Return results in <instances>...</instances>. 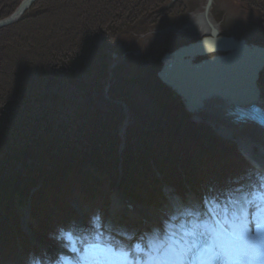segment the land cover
<instances>
[{"label": "trees", "instance_id": "trees-1", "mask_svg": "<svg viewBox=\"0 0 264 264\" xmlns=\"http://www.w3.org/2000/svg\"><path fill=\"white\" fill-rule=\"evenodd\" d=\"M171 1L37 0L0 29V264H13L24 242L28 198L39 234L70 252L72 200L103 202L105 213L106 187L155 208L194 194L220 214L235 193L264 184L237 144L193 120L158 77L165 52L189 43L184 36L150 48L149 65L123 60L122 34L187 11ZM245 1L259 16L237 34L264 47V0ZM20 2L0 0V19ZM259 82L264 98V70Z\"/></svg>", "mask_w": 264, "mask_h": 264}, {"label": "water", "instance_id": "water-1", "mask_svg": "<svg viewBox=\"0 0 264 264\" xmlns=\"http://www.w3.org/2000/svg\"><path fill=\"white\" fill-rule=\"evenodd\" d=\"M36 1L21 0L8 18L0 19V29L18 22ZM175 1L172 0L167 7ZM213 4L214 0H206L202 13L208 33L173 52H166L157 75L181 97L186 111L193 115L195 121H211L203 114L205 102L220 97L229 105L225 114L233 123L249 121L253 125L258 124L264 131V109L259 104L263 96L259 79L264 69V47L249 43L244 36L223 34L218 24L210 20ZM198 57L202 59L197 61ZM145 64L149 65V61ZM205 117L208 119L205 120ZM220 128L218 132L222 136L237 135L242 139L256 140L251 134L244 135L236 129L229 131L222 125ZM243 146L240 147L246 155L252 156L253 153L252 158L259 159L258 153L255 154L249 146L251 150ZM259 160L264 164V158Z\"/></svg>", "mask_w": 264, "mask_h": 264}, {"label": "rangeland", "instance_id": "rangeland-1", "mask_svg": "<svg viewBox=\"0 0 264 264\" xmlns=\"http://www.w3.org/2000/svg\"><path fill=\"white\" fill-rule=\"evenodd\" d=\"M181 1H183L184 4H186V6L188 7L187 11H185L183 15L179 14L178 16L166 18L162 26L154 25L156 27L151 29L149 33L142 35V37H138V38H128L127 36L120 37V40L118 42V47L122 49L121 55L124 58L122 59L130 60L131 61L130 64L135 67H137L138 63L145 64L147 60H144L143 58L144 53L147 52L152 47H159V45H161L164 39L166 38V33H168L169 30H171L172 32L171 34H175L176 31L174 29H178V30L183 29L184 31L188 32L189 36L196 37L195 39H197L198 36H203L204 34L208 33V32L206 33L202 32V30L198 28V26H195V23L198 21L199 16L202 15L204 11V7H205L204 5L206 3V0H181ZM213 6L214 7L212 10V17H214L215 22L216 24H218L221 32L227 35H231V34L238 35L237 33L241 32L245 28L247 29V26H249L250 23L259 16L257 10L254 7L251 8L246 3L245 0H214ZM114 58L120 59L118 55L116 54H114ZM105 189H106V192L102 196L103 199L104 200L106 199L112 202L114 199V196L116 195V191L115 192H113V190L109 191V188L107 187ZM243 197H244V194L239 193L237 196V200H239L240 202L237 203L235 201V202H231L230 204H228L229 209L227 210V213L225 212L223 214V217H224V221H225V218H227V220L229 221V223L226 224L225 226L227 227V229H229L228 232L230 236L242 237L244 233L246 234L248 233L247 237L251 240V238L255 239V237L257 236L260 218H259V213L256 214V216L254 217L249 216V208L251 204L244 206L246 208V211L242 209ZM170 199L169 201L164 203V207H163L164 211L159 212L157 209L151 207L155 209V212L158 214L161 220L170 216L173 210L172 208L173 203L175 204V207L176 205L181 206L179 203L180 202L179 198L173 196ZM249 199H252V198L249 197ZM187 201H188V204L192 206L197 205L199 207L200 202L196 199L195 196H189V199ZM72 202H74L73 205L77 207V203H75L77 201L72 200ZM103 205H104L103 202H100L98 204V206H103ZM141 205H144V204H141ZM107 207L110 208V205H108ZM77 208L79 210L82 209L79 206ZM109 208H107L109 212H107L104 218L105 220L107 219L111 220L113 217V214L111 215ZM29 210L32 211V209L30 208ZM206 211L210 214L211 217H213L216 225H218V223L223 224L221 220L218 217H216V215L212 211H210L207 208H206ZM117 215L118 216L120 215L121 217L120 212H118ZM27 220H28L27 218H23V219L21 218L20 226H21V231L23 232V234L29 237L27 230L28 229L33 230L34 227L33 225H30ZM122 222L125 223L126 226L129 225L124 221ZM135 230L137 232L142 231L141 228L137 229V227ZM69 239H71L72 241L76 240L74 236L69 237ZM141 244L147 251L140 252V253L136 252V253L142 254L143 257L150 256L153 259L154 253L150 252V246L152 242L149 241L148 238H145L141 240ZM30 245H27L28 249L30 248ZM32 245L40 246L36 241H34ZM73 246H74V249H76L77 251L78 246L76 245V243L73 244ZM18 249L21 250L19 247ZM38 249H42V248H38ZM21 251L22 252L19 253L18 255L20 257L22 256L27 257L28 252H23L24 250H21ZM54 254L56 256V259L54 260L55 264H57L56 262L57 259L60 260L61 263L63 262V264H66L65 262H69V260L71 259L70 255L60 253L57 248L54 250ZM99 255H107L109 257L116 258V254L114 252H107V251L104 253L99 252V254L96 256H99ZM80 256L87 258V259H91L94 256V254L90 250H88L85 254H81ZM158 263H161V262H158Z\"/></svg>", "mask_w": 264, "mask_h": 264}, {"label": "bare ground", "instance_id": "bare-ground-1", "mask_svg": "<svg viewBox=\"0 0 264 264\" xmlns=\"http://www.w3.org/2000/svg\"><path fill=\"white\" fill-rule=\"evenodd\" d=\"M209 17H211L210 20L212 21V23L216 24L214 17H212V12H211ZM164 20L162 22H160L159 24H157V26H162L164 24ZM195 26H198V28H200L202 30V32H205V33L208 32V26L205 25V19L203 18L202 15L199 16V19L195 23ZM154 27H156V26L147 27L145 32H142V33L138 32L136 30H132L131 32H126V33L122 34L120 37H122V36H127L128 38L142 37V35L149 33V31L151 29H153ZM174 30L176 31L175 34H171L172 33L171 30H169V32L166 33V38L164 39V41L161 45H163L164 43H166L168 40H170L172 38L182 37V36H184L185 39L187 41H189V43H187V44H190L191 42L196 41V39H195L196 37L189 36L187 31H184L183 29L182 30L174 29ZM161 45H159V46H161ZM183 46H185V45H183ZM180 47H182V46H180ZM145 53H144V55H145ZM201 58L202 57H198L197 61L200 60ZM261 92H262V90H261ZM259 104L264 109V98L263 97L260 98ZM228 109H229V105L226 104V101L223 98L215 97L209 101H206L203 114L206 115L207 117H209L211 119V121L201 120V122L210 125L212 128H215L216 130L221 129L220 125H222L223 127L228 128L229 131H234L236 129L238 131H242V133L244 135H246V134L250 135L251 134V136L258 138V140H250V139H242L241 138L242 139L241 144L244 145L243 146L244 149H246V150L252 149V151H254L255 154L258 153V151L254 148L256 146L259 148L264 147V131L260 127L253 125L249 121H246V122L235 121L233 123L232 119L229 116H226V114H225V111ZM189 114H191V113H189ZM191 116L193 118L192 114H191ZM207 119L208 118H206L205 120H207ZM193 120H194V118H193ZM196 122L201 123L200 121H196ZM234 136H236V135H234ZM235 142L237 143V145L239 147L242 146L236 140H235ZM248 146L251 149H248ZM260 154L262 155V153H260ZM251 155H252L251 157H254L253 153H251ZM262 162L264 163V160H262ZM120 198L124 199L126 197L121 192L117 193L114 196L113 201L115 204H114L113 209H115V208L118 209L119 207L125 208L126 205L124 204V202H120ZM124 200H126V199H124ZM128 203H130L132 208H133V212L130 211L132 219H135V218L139 219V218L145 217L148 220H150L151 222L154 221L153 224H154L155 228L160 224V220H159L160 217L155 212V209L151 208L150 206L146 207V206L141 205L139 203L137 204V203L133 202L132 200H130V201L128 200ZM176 208H177L176 211L173 212V214L169 216L170 219L171 220H172V218L176 219V218L183 216L186 213L187 214L189 213V215H191V217H192L190 222L193 225H200L201 229L205 228L207 231H209V229H212L213 231L210 233L212 235V239H213L215 246L217 248H219L223 257L227 261H229L230 264H264V249H260L257 247L256 237L258 236V233H257V236L255 237V239L251 238V240L247 237L248 233L247 234L244 233V235L242 236L243 239H239V240L234 239L233 244L231 246H224V245H222V242L218 240L217 235H216V233L219 231L218 225L215 224L213 217L208 215L201 207L199 208L197 205H194V206L190 205V206H188V210H186L188 212L184 211V209H183L184 207L182 205L181 206L176 205ZM179 222L180 221H178V223ZM156 231L159 232L158 233L159 235L152 240L153 245L151 248L153 253H155V255L153 256V259H152L153 264H158V262H161L160 264H181L180 263L181 257H179V255H178L179 252H177V251L173 252L172 249L168 247L169 241L165 242L166 238L162 236L163 234H161V236H160V231L167 232L168 234H175L176 233L175 230H172L170 228V226H168L167 223H161L160 226L157 227ZM240 256L245 257L246 259H243V260L236 259V257H240ZM159 257H162V259L155 260L156 258H159Z\"/></svg>", "mask_w": 264, "mask_h": 264}, {"label": "snow or ice", "instance_id": "snow-or-ice-1", "mask_svg": "<svg viewBox=\"0 0 264 264\" xmlns=\"http://www.w3.org/2000/svg\"><path fill=\"white\" fill-rule=\"evenodd\" d=\"M251 196L252 199L248 197ZM254 200L261 201L260 204L256 205V210L259 213L260 223L258 225V236L256 237L257 247L260 249H264V184L256 187L252 192L245 194L243 197V205L242 209L246 211L244 206L248 204H252ZM237 203L240 201L237 200ZM229 221L225 218L223 224L218 223L219 231L216 233L219 241L222 242L224 246H231L233 244L234 239H243V237H234L230 236L228 229L225 227ZM212 229H209V232H212ZM203 235V242L207 244L208 238L206 234ZM68 236L71 237V233H68ZM95 243L89 245V249L93 252L99 251L100 253L104 252H114L116 254V258L109 257L107 255H94L91 259H87L84 257L80 258L81 264H153V260L150 256H145L141 258L140 256H133V252H146L147 250L142 246V244L137 243L133 246V248H128L126 245H121L119 249H116L112 244H105L102 240L101 235H96L94 237ZM76 251V249H72ZM236 259H246L245 257H236Z\"/></svg>", "mask_w": 264, "mask_h": 264}]
</instances>
